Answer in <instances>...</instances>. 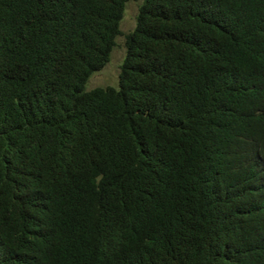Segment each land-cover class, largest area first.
<instances>
[{
  "label": "trees",
  "instance_id": "obj_1",
  "mask_svg": "<svg viewBox=\"0 0 264 264\" xmlns=\"http://www.w3.org/2000/svg\"><path fill=\"white\" fill-rule=\"evenodd\" d=\"M0 0V264H264V0Z\"/></svg>",
  "mask_w": 264,
  "mask_h": 264
},
{
  "label": "rangeland",
  "instance_id": "obj_2",
  "mask_svg": "<svg viewBox=\"0 0 264 264\" xmlns=\"http://www.w3.org/2000/svg\"><path fill=\"white\" fill-rule=\"evenodd\" d=\"M141 3L142 0H133L126 3L119 23L120 34L115 38V46L110 53L109 61L89 77L85 86L86 91L95 88L118 87L120 67L125 57L126 36L135 27L136 15Z\"/></svg>",
  "mask_w": 264,
  "mask_h": 264
}]
</instances>
